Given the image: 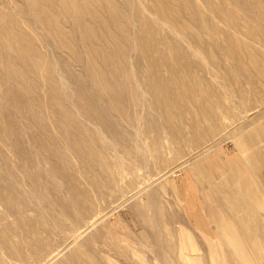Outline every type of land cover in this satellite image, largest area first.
<instances>
[{
	"label": "rangeland",
	"instance_id": "obj_1",
	"mask_svg": "<svg viewBox=\"0 0 264 264\" xmlns=\"http://www.w3.org/2000/svg\"><path fill=\"white\" fill-rule=\"evenodd\" d=\"M38 1L68 32L69 45L59 41L50 25L20 28L25 35L28 31L39 35L36 48L48 57L53 70L58 67L62 73L59 78L55 73L60 85L53 91L42 85L38 73L32 77L41 85L39 98L46 106L32 105L30 97L38 92L25 79L0 82V264H249V257L232 255L238 248L219 237L214 219L237 225L243 213L229 205L228 197L247 196L249 188L255 189L258 199L252 207L256 217L251 227L253 236L264 240V97L253 91L254 82L240 75L232 80L230 90L216 65L209 63L210 74L196 67L194 78L201 95L219 96L231 108L244 98L246 108H232L217 132L202 137L190 134L188 109L172 107V119L184 137H171L168 128L158 126L159 139H154L156 132L147 129L148 117L160 121L163 113L153 106L142 80L150 71L148 61L138 59L132 47L124 57H116L114 73L106 71L104 84L117 86L124 106L125 114H120L110 105L104 87L89 75L86 49L78 33L73 36L75 28L69 17L66 20L69 12L62 0ZM195 1L209 15L221 6L220 0H208L211 11H207L206 0ZM235 1L262 35V41L251 37V52L264 55V13L256 4ZM141 4L155 12L151 0H130L134 21L130 33L135 38L138 20L145 23L144 17L149 18ZM3 8L24 22L33 19L26 0H0ZM186 16L182 22H188ZM211 20L228 28L215 14ZM160 31L159 38L166 35L161 26ZM180 33L187 55L199 62L188 47V32ZM153 37L148 33L152 43ZM0 42V64L9 67L6 75L14 78L13 66L23 69V65L19 60L15 63L5 36ZM62 60L67 69L59 64ZM220 64L217 68L223 70ZM138 66L141 70L136 71ZM160 75L163 87L171 90L173 73L171 77L164 64ZM12 88L19 92L18 100ZM248 135L257 140L244 139ZM255 164L261 167L255 170ZM246 249L252 256L254 241ZM260 251L252 256L254 264H264Z\"/></svg>",
	"mask_w": 264,
	"mask_h": 264
},
{
	"label": "bare ground",
	"instance_id": "obj_2",
	"mask_svg": "<svg viewBox=\"0 0 264 264\" xmlns=\"http://www.w3.org/2000/svg\"><path fill=\"white\" fill-rule=\"evenodd\" d=\"M151 1L154 5L155 12L153 13L144 4H141L149 18L144 17L145 23H143L142 18L140 21L138 20L139 34H137V38L130 33V26L134 23L128 8L130 0H123L119 4L115 0H69L70 7L66 0L61 1L63 9L69 12L66 20L69 17L75 28L73 36L78 33V40L86 49L89 75L104 87L110 105L120 114L124 115L125 111L124 106L119 102L118 88L113 84L110 86L104 84V75L107 70L114 73L116 57H124L132 47L138 51V59L143 58L148 61L150 71L143 74L142 80L154 99L152 101L153 106L160 108L163 113L160 121L152 116L148 117L147 129L153 133L156 132L154 139H159L158 126L168 128L171 137L172 135L178 139L184 137L182 131L178 129L179 126L174 124L171 114L172 107L188 109V113L191 114L192 130L190 134L192 136L201 135L202 137H208L217 132L222 127L226 115H232V108L236 110L240 105V108H246L247 102L244 98L239 100L238 105L237 102L234 103L231 108L226 106L219 96L214 94L201 95L197 91L194 78L196 67H199L200 70H206L210 74L212 66L209 63L216 65V69L222 74V82L230 90H233L232 80L240 75L244 76L249 81L254 82L256 88L254 87L253 91L256 90L258 94L264 97V55L261 52L254 55L251 52L250 43L251 37L254 36L262 41V35L253 18L250 19V15L241 14L242 9L237 1L220 0L221 6L216 9L215 13L212 11V14H215L227 25V29L218 27L217 24L213 23L212 14L209 15L203 8L197 6L195 0H176L179 6L177 8L174 6L175 0ZM245 4L248 6L256 4L264 13V0H245ZM207 5L208 0H206L205 7L209 11L210 8ZM26 8L33 11L30 12L33 18L30 22H24V20L9 14L5 8L0 9V36H5V42L15 63L19 64V60L23 65V69L13 66L14 78H11L6 75L7 69L8 71L11 69L1 63L0 82L9 79H25L30 89L38 92V94H32L30 97L32 105L44 107L47 102L39 98L41 85L36 84L32 77L38 73L43 78L42 85L45 84L47 88H51L53 91L60 85L55 73H58L57 77L59 78L61 72L58 67L53 70L48 57L36 48V45L41 43L39 35L29 31L30 35H25L20 28L29 29L32 25L48 28L50 25L54 29L53 34L65 46L69 45L68 32L59 23L58 18L49 13L47 8L38 0H26ZM183 16H186L188 22H182ZM239 18H241L240 21ZM155 24L157 26L154 29ZM160 26L166 35L159 38ZM195 27L197 31L194 30ZM167 30H170L171 35ZM184 30L189 34V41L187 42L190 52L200 59L199 62L192 60L183 48L181 43L183 36L180 32ZM172 31L175 34L173 40ZM202 31L208 35L209 39L201 34ZM148 33L152 37L154 36L153 43L148 38ZM241 34L243 35L241 36ZM222 37H224L223 40ZM42 45L45 47L44 41H42ZM1 46L2 42H0V62L3 60ZM109 48L112 51H109ZM74 54H77L76 49ZM219 62H221V66L223 64V70L217 68ZM54 64L57 65V62L54 61ZM59 64H63L64 68L67 69L63 60ZM162 64L166 65L171 77L173 73L174 82L171 90L168 91L163 87L164 80L160 75ZM137 70H141V67H136ZM11 90L14 91L13 95H16L18 100L20 98L19 92L15 88ZM181 100H186V104L180 103ZM65 114L66 117H71L68 111ZM33 118L40 124V120L35 118L34 113ZM113 132L117 134L118 129L114 128ZM136 136L138 139L140 135L136 133ZM123 139L129 138L125 136ZM244 139L255 138L248 135ZM256 167L255 169L259 168V166ZM61 264H65V262Z\"/></svg>",
	"mask_w": 264,
	"mask_h": 264
},
{
	"label": "crops",
	"instance_id": "obj_3",
	"mask_svg": "<svg viewBox=\"0 0 264 264\" xmlns=\"http://www.w3.org/2000/svg\"><path fill=\"white\" fill-rule=\"evenodd\" d=\"M255 166L261 167L260 164H255ZM221 168L224 169V166ZM234 168L237 169V166ZM246 183L249 186L252 185L250 180H247ZM235 185H236V182L234 184L229 183L228 186H226V184L224 183L221 188H219L221 186V185H219L218 189H222V188H226V187L227 188L233 187ZM249 191H246L247 196L241 195V197L239 196V198L238 197L237 198L228 197L229 198V201H228L229 205H231V207L233 209L239 210L238 213H240V214L243 213V218L237 225L234 223L228 222L225 219L219 218V217H216L214 219V221H215L216 225L218 223V226H217L218 230L217 231H218L219 237L224 239L226 241V243H228L227 246L229 245L230 247H233L234 249L238 248L237 252H233L232 255H234L235 257H237V256L249 257L248 258L249 264H251V263L254 264V260H253L252 256H254V257L256 256L258 248L261 250L260 251L261 255L264 254V240L261 238L256 239V237L253 236V228L251 227V222L255 223L256 214L254 213V210H252V207L257 206V200L256 199H258V195H257V191L255 189L252 190L251 188H249ZM248 197L252 198V199H248ZM260 205H262V204H260ZM209 212H210V209H209ZM198 214H200V213L197 210L196 216H198ZM195 223L202 226V224L198 218H195ZM233 241H234V243H233ZM253 241H254V253L251 256L249 251L246 249V244L251 243ZM238 262L241 263L243 261L239 260Z\"/></svg>",
	"mask_w": 264,
	"mask_h": 264
}]
</instances>
